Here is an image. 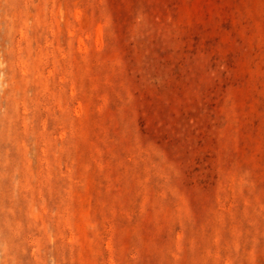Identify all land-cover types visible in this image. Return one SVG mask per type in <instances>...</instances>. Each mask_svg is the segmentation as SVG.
<instances>
[{
    "label": "rangeland",
    "instance_id": "rangeland-1",
    "mask_svg": "<svg viewBox=\"0 0 264 264\" xmlns=\"http://www.w3.org/2000/svg\"><path fill=\"white\" fill-rule=\"evenodd\" d=\"M0 264H264V0H0Z\"/></svg>",
    "mask_w": 264,
    "mask_h": 264
}]
</instances>
